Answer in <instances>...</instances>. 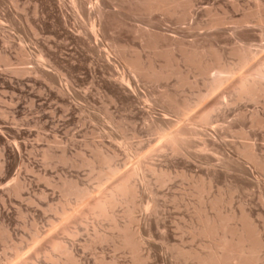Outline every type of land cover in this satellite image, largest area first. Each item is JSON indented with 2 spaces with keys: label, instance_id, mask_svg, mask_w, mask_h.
Masks as SVG:
<instances>
[{
  "label": "rangeland",
  "instance_id": "obj_1",
  "mask_svg": "<svg viewBox=\"0 0 264 264\" xmlns=\"http://www.w3.org/2000/svg\"><path fill=\"white\" fill-rule=\"evenodd\" d=\"M149 2L0 0V264H196L217 210L264 264V0Z\"/></svg>",
  "mask_w": 264,
  "mask_h": 264
},
{
  "label": "bare ground",
  "instance_id": "obj_2",
  "mask_svg": "<svg viewBox=\"0 0 264 264\" xmlns=\"http://www.w3.org/2000/svg\"><path fill=\"white\" fill-rule=\"evenodd\" d=\"M150 1L151 2H149V6L152 9L169 10V9L176 8L182 0H150ZM134 68L137 69L138 72H145V73L147 72L146 70L144 71L139 65L134 66ZM150 70H153V69H150ZM204 72L206 73L207 71L205 70ZM142 74H144V73H142ZM147 74L151 75V76L152 75H154V76L160 75L158 73H154V72L149 71V70H148ZM258 92H260V91H257V93L252 94V97L259 95ZM218 94H219V92H218ZM210 109H212V108H210ZM242 154L248 160H254L255 161V157H254V154L252 152L251 147H249V146L245 147ZM111 175H113V174H111ZM130 176H132V172H131V174L128 173L127 175L126 174L121 175L118 179L114 178L116 180L114 183L115 188H116V196L119 193L122 194V193L126 192L127 186H128L126 184V179H127V177H130ZM128 188H131V187H128ZM130 191H128V192H130ZM213 204H214V206H216L217 202L216 203L214 202ZM209 207H211V206H209ZM212 208H213V206H212ZM205 215H207V213ZM209 216L208 217L202 216V218H200V220H199V221H201V225L198 228L199 230L196 228L198 230V232L196 230V233H199L198 235H201L202 239H203V237H206L207 240L209 239V241H210L207 243L208 245L206 244L207 246L205 247V251L201 250L200 254L199 253H194V254L190 253L191 255H189V254L186 255V253L184 251L186 256H188V255L192 256L193 255V258L196 259V264H260L259 251H261L260 250L261 249L260 248L261 247V244H260L261 241L256 236L255 229L250 224V221H248V219L245 217V215H239V218L236 217L239 221V223H238L239 225L235 224V221L237 219L235 218V215H233V214L232 215H228V214L224 215L219 210H217L216 216L215 215H214L215 217L213 216L214 218H211L212 215H209ZM232 221H234V224L232 223ZM122 237H124L123 242H125L126 244H130L131 239H129L128 234L125 235V233H124V236H122ZM134 237L135 236H133L132 239ZM134 240L136 241L137 239L135 238ZM134 240L132 241L133 243L135 242ZM140 242H138V240H137L138 244ZM121 243H122V241H121ZM130 246H132V245H130ZM125 247H127V246H125ZM202 251H203V253H201ZM188 252H190V251H188ZM193 252H195V251H193ZM182 253H183V251H182ZM182 253H180L181 257L184 256V254L182 255ZM188 258H191V257H188Z\"/></svg>",
  "mask_w": 264,
  "mask_h": 264
}]
</instances>
